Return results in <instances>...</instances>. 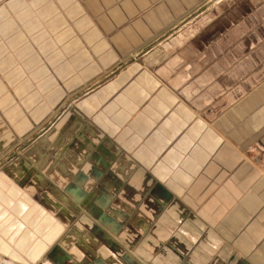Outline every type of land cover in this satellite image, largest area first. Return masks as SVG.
Instances as JSON below:
<instances>
[{
  "label": "crops",
  "instance_id": "crops-1",
  "mask_svg": "<svg viewBox=\"0 0 264 264\" xmlns=\"http://www.w3.org/2000/svg\"><path fill=\"white\" fill-rule=\"evenodd\" d=\"M224 1L3 0L0 230L44 264H264V0Z\"/></svg>",
  "mask_w": 264,
  "mask_h": 264
},
{
  "label": "rangeland",
  "instance_id": "rangeland-1",
  "mask_svg": "<svg viewBox=\"0 0 264 264\" xmlns=\"http://www.w3.org/2000/svg\"><path fill=\"white\" fill-rule=\"evenodd\" d=\"M227 1L225 0L220 5L221 8L225 7ZM2 3L3 0H0V5ZM19 234L22 236L17 237ZM36 234L37 231L33 230H24L22 232L0 230V264H44L46 261L44 258L35 257V248L37 247ZM19 242H22L24 246Z\"/></svg>",
  "mask_w": 264,
  "mask_h": 264
}]
</instances>
